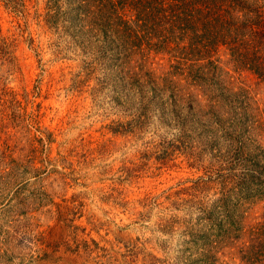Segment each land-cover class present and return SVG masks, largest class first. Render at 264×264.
Returning a JSON list of instances; mask_svg holds the SVG:
<instances>
[{"label": "rangeland", "instance_id": "1", "mask_svg": "<svg viewBox=\"0 0 264 264\" xmlns=\"http://www.w3.org/2000/svg\"><path fill=\"white\" fill-rule=\"evenodd\" d=\"M67 14L0 0V264H264V82L221 52L260 111L230 129L198 89L175 105L151 88L171 55Z\"/></svg>", "mask_w": 264, "mask_h": 264}, {"label": "trees", "instance_id": "2", "mask_svg": "<svg viewBox=\"0 0 264 264\" xmlns=\"http://www.w3.org/2000/svg\"><path fill=\"white\" fill-rule=\"evenodd\" d=\"M65 1L71 22L79 20L87 24L89 32L94 29L96 34H104L108 47L135 51L146 45L151 51L171 55L177 65L166 74L163 84L155 83L151 88L167 94L175 105L193 97L189 89L196 88L205 97V104L197 103L199 111L208 110L204 116L223 112L230 129L245 131L256 118L252 112L260 113L250 104L247 90L235 91L228 82L220 55L223 52L238 68L264 82V0ZM58 7L48 14L56 23L65 17ZM187 62L191 64L186 66ZM176 76L185 81L181 84L170 79ZM253 124L264 131V121L254 120ZM260 148L262 166L258 172L264 177V150ZM261 227L264 229V224ZM258 236L263 239L264 232Z\"/></svg>", "mask_w": 264, "mask_h": 264}]
</instances>
